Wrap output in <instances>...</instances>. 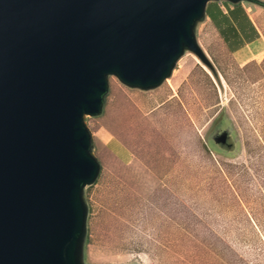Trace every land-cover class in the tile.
Listing matches in <instances>:
<instances>
[{
	"label": "rangeland",
	"instance_id": "obj_1",
	"mask_svg": "<svg viewBox=\"0 0 264 264\" xmlns=\"http://www.w3.org/2000/svg\"><path fill=\"white\" fill-rule=\"evenodd\" d=\"M210 3L241 6L257 40L230 54L204 16V62L185 49L145 90L106 76L82 117L98 170L78 264H264V0Z\"/></svg>",
	"mask_w": 264,
	"mask_h": 264
},
{
	"label": "water",
	"instance_id": "obj_2",
	"mask_svg": "<svg viewBox=\"0 0 264 264\" xmlns=\"http://www.w3.org/2000/svg\"><path fill=\"white\" fill-rule=\"evenodd\" d=\"M208 1L0 0V264H78L98 170L82 117L106 76L145 90L185 49L204 62L193 26Z\"/></svg>",
	"mask_w": 264,
	"mask_h": 264
},
{
	"label": "trees",
	"instance_id": "obj_3",
	"mask_svg": "<svg viewBox=\"0 0 264 264\" xmlns=\"http://www.w3.org/2000/svg\"><path fill=\"white\" fill-rule=\"evenodd\" d=\"M226 8H228L227 5ZM240 15H243V12L239 5H233L226 14H223L219 9H216L214 4H210V6H208L205 10V16L209 19L211 25L216 30L219 38L226 45V48L229 52L235 51L236 48L242 45L243 42L250 40L252 34H255L253 27H251L249 23L247 24L248 33L246 32L245 34L244 30H242L243 27L239 28V31L235 30V28L230 23V18H237Z\"/></svg>",
	"mask_w": 264,
	"mask_h": 264
},
{
	"label": "crops",
	"instance_id": "obj_4",
	"mask_svg": "<svg viewBox=\"0 0 264 264\" xmlns=\"http://www.w3.org/2000/svg\"><path fill=\"white\" fill-rule=\"evenodd\" d=\"M210 4H214V3H210ZM210 4H207V6L205 7V10H206V8L208 7V6H210ZM214 6H216V9H219L223 14H226L227 13V11L229 10V9H231V7L232 6H228V8H226V6H221L222 7V9L220 8V6H218L217 4H214ZM240 8H241V10H242V12H243V15H240V16H238L237 18L236 17H231L230 19H231V21H230V23L232 24V26L235 28V30H237V31H239V28H241V27H243L242 28V30H244V32H245V34H246V32L248 33V26H247V24L249 23L250 25H251V27H253V30L255 31V34L253 35L252 34V37L250 38V40H248V41H245V42H243L242 43V45H240L239 47H237L236 48V50L235 51H233V52H229L228 50H227V48H226V45L222 42V40H221V42H222V44H223V46H224V48L230 53V54H234V53H236V52H238L239 50H241L244 46H247V45H249V44H251V43H253L254 41H256L257 40V38H258V33H257V31H256V28L254 27V25L252 24V22L250 21V19L247 17V15H246V13H245V11L243 10V8L240 6ZM205 19L206 20H208V22H209V24L211 25V23H210V21H209V19L205 16ZM239 26V27H238ZM211 27L213 28V30L215 31V33L217 34V32H216V30L214 29V27L211 25ZM242 32V31H241ZM240 32V33H241ZM250 34H251V32H250ZM256 34H257V36H256ZM217 36H218V34H217ZM219 37V36H218ZM229 45H230V43H229Z\"/></svg>",
	"mask_w": 264,
	"mask_h": 264
}]
</instances>
